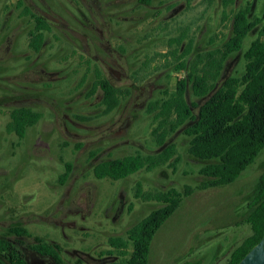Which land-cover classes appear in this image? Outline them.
Segmentation results:
<instances>
[{"label": "rangeland", "instance_id": "1", "mask_svg": "<svg viewBox=\"0 0 264 264\" xmlns=\"http://www.w3.org/2000/svg\"><path fill=\"white\" fill-rule=\"evenodd\" d=\"M247 1L236 0L225 8L222 0H151L148 5L140 0H99V12L92 0H0V238L9 237V228L20 225L32 236L23 247L36 236L57 243L65 264H75L74 251L108 257L111 237H126L130 228L160 207L135 198L138 182L145 190H183L205 180L198 174L203 162L189 155V137L182 133L174 138L182 157L176 172L163 166L112 180L96 178L93 170L109 158L160 149L152 135L154 114L147 108L175 90L183 77L175 58L182 43L187 47L192 42L194 52L221 46L232 29L224 11L232 16ZM25 7L79 28L90 45L50 20L53 31L45 47L39 54L33 52L29 38L35 21L23 15ZM263 11L264 0H256L255 13ZM256 36L246 38L244 49ZM106 46L121 52V57L115 52L109 66L102 61L108 60ZM169 50H177L176 55ZM116 58L119 67L113 63ZM244 65L242 53L234 54L226 75L242 74ZM109 67L118 70L111 78L128 94L105 114L102 92L91 91L96 71L111 75ZM40 68L56 75L47 78ZM150 84L155 86L152 92ZM21 106L43 114L23 140L6 129L10 112ZM67 164L72 172L62 185ZM263 170L264 151L232 184L197 190L185 198L154 237L149 264L224 263L252 232L243 222ZM114 256L120 258L118 253Z\"/></svg>", "mask_w": 264, "mask_h": 264}, {"label": "trees", "instance_id": "2", "mask_svg": "<svg viewBox=\"0 0 264 264\" xmlns=\"http://www.w3.org/2000/svg\"><path fill=\"white\" fill-rule=\"evenodd\" d=\"M222 3L228 8L236 0H222ZM255 4L256 0H248L232 16L224 11V18L230 19L232 29L230 37L221 46L192 55L190 42L182 54L190 56L189 63L184 60L177 66L179 71H186L185 75L177 82L175 90L166 92L164 98L149 104L148 112L154 113L156 123L152 135L160 149L167 144L166 147L154 153L137 152L122 158H109L94 166L93 172L98 179L120 180L141 170L152 171L163 166L176 172L182 157L174 138L185 127L182 134L189 137V155L203 162L198 174L206 179L197 186L186 185L183 190L174 187L145 190L141 182L136 184L135 198L159 203L160 207L130 228L126 237L109 239L112 251L120 257L113 264H149L154 237L185 198L191 197L197 190L232 184L264 151V11L257 15ZM23 15H29L35 21L29 46L38 52L45 41V31L50 30L51 26L28 7L24 8ZM252 33H257V36L244 49V42ZM239 53H242L245 61L244 72L227 76L229 59ZM97 90L102 92L105 114L114 111L122 97L128 94V91L114 87L100 70H97V80L91 94ZM189 97L198 101H190ZM42 117L41 112L31 108L13 109L7 132L15 133L23 140L28 128L35 126ZM71 172L72 165L67 164L60 177L62 185ZM248 209L250 212L243 223L249 225L252 232L222 264H239L264 237V170L259 177L257 191L248 202ZM9 232L32 237L30 231L20 225L11 227ZM34 239L32 248L52 256L58 264H65L59 244L39 236ZM130 245L132 250L129 252ZM0 264L30 263L17 245L1 238Z\"/></svg>", "mask_w": 264, "mask_h": 264}, {"label": "flooded vegetation", "instance_id": "3", "mask_svg": "<svg viewBox=\"0 0 264 264\" xmlns=\"http://www.w3.org/2000/svg\"><path fill=\"white\" fill-rule=\"evenodd\" d=\"M21 2V1H20ZM92 3L93 4H95V5H97L98 6V10H99V12H102L103 11V7H102V2H99V0H92ZM140 3L142 4V5H148V4H150V2H147V1H145V0H140ZM107 6H109V2L107 3ZM34 13V12H33ZM36 15H38V16H40V17H42V19L43 20H46L47 22H48V24L51 26V24H50V20H53L54 22H60V23H62L63 25H64V29L65 30H67L68 31V33L70 34V35H72V36H74V37H76V38H82L83 40H85V42H86V46H88V45H90V43H89V41H88V36L86 35V34H84L83 32H81V30L79 29V28H75V27H71V26H69V24L68 23H66V22H64V21H61L60 19H54L53 17H51L50 15H48V14H43V15H39V14H37V13H35ZM90 27L91 28H94L95 27V25H94V23H91V25H90ZM95 30H97V31H100L99 30V28L98 29H96L95 28ZM52 31H53V28H52V26H51V29L50 30H47V31H45V41H44V43H43V46H42V48H41V50L40 51H38V52H36V51H34L33 49H31L33 52H35V53H41L42 52V50H43V48L45 47V45H46V43H47V34H51L52 33ZM104 38V35H101V37L99 38V40L100 39H103ZM179 41V40H178ZM189 45V44H188ZM30 47V46H29ZM188 47V46H187ZM186 46H184V44L182 43V45H181V47H180V50H179V55H177V57H175L176 58V60L177 61H179L178 63H177V65H176V67L178 66V65H180V63H182L184 60L186 61V63L188 64L189 63V60H190V56L188 55V54H185V55H183L182 56V54L184 53V50L187 48ZM104 50V52H106V55L108 54V60L107 59H103L102 61L103 62H105L106 64H108V66L109 65H111L110 64V58L112 57V56H114V54H115V52H117V50L119 51V57H121V52H120V50L118 49V48H114L113 50H111V48L109 47V46H106L105 47V49H103ZM192 50H193V47H192ZM200 51H205V50H200ZM169 52L174 56V55H176V53H177V50H174L173 52L171 51V50H169ZM196 52H198V51H196ZM169 53V54H170ZM195 52L193 51V53H192V55L194 54ZM182 56V57H181ZM85 61H87V64H89L90 63V61H89V58H86L85 59ZM114 65L116 66V67H119V65H120V62H119V59L118 58H116V59H114ZM177 71H179L178 69H177ZM38 72L40 73V74H42L43 76H45V77H47V78H53L55 75H56V73L55 72H50V71H47V70H45L44 68H40L39 70H38ZM108 72H110V74L111 75H107L106 76V74H105V76H104V74H103V76L106 78V79H108V81L114 86V87H116V88H118V89H120L118 86H116L115 85V80L113 79L112 80V78H111V76H113L114 77V74H117V72H118V70L117 69H115V68H112V67H109V71ZM179 72H184V75H185V73H186V71L185 70H181V71H179ZM103 73V72H102ZM109 76V77H108ZM117 76V78L118 79H121L120 78V76H118V75H116ZM96 78H97V71H96ZM180 79H182V78H180ZM179 79V80H180ZM178 80V81H179ZM177 81V82H178ZM151 85V92L153 91V88H155V86H154V84H150ZM177 85V84H176ZM176 88V87H175ZM124 91V90H123ZM122 98H125V97H122ZM122 101V100H121ZM149 107V106H148ZM16 108H28V107H24V106H21V107H16ZM16 108H14V109H16ZM148 109V108H147ZM113 112V111H112ZM154 114V113H153ZM119 213L122 211V207H121V205H119ZM119 213H117V214H119ZM63 226V225H62ZM11 227H13V226H11ZM10 227V228H11ZM9 228V229H10ZM11 236H13L14 238L13 239H11L10 237ZM29 237H27V236H23V235H15V234H10L9 235V237L7 236L6 237V239L8 240V241H10L11 243H13V244H15V245H17L24 253H25V255H26V257H27V259H28V261H29V263L30 264H58V262L52 257V256H47V255H44V254H41L40 252H38L37 250H35L34 248H32V246H33V243L32 244H30V245H28V247H23V243L25 242V241H27V239H28ZM1 239V238H0ZM113 249H112V247H111V250H109L108 251V253L110 254L108 257H95V256H93V255H91V254H89V253H87V252H79V251H74V252H72L74 255H76V261H75V264H83V263H86V264H90L91 262H93V261H96V262H100V264H113L115 261H117L118 260V257L117 256H114V253L115 252H113L112 251Z\"/></svg>", "mask_w": 264, "mask_h": 264}, {"label": "water", "instance_id": "4", "mask_svg": "<svg viewBox=\"0 0 264 264\" xmlns=\"http://www.w3.org/2000/svg\"><path fill=\"white\" fill-rule=\"evenodd\" d=\"M185 128H182L181 130H179L177 134L175 135V137L178 136L180 133H182ZM166 145L163 146L158 151H161L162 149H164ZM239 264H264V237L261 239V241L258 244H256L246 254V256L240 261Z\"/></svg>", "mask_w": 264, "mask_h": 264}]
</instances>
